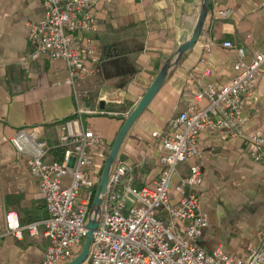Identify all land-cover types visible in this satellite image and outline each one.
I'll return each instance as SVG.
<instances>
[{"label":"crops","instance_id":"crops-1","mask_svg":"<svg viewBox=\"0 0 264 264\" xmlns=\"http://www.w3.org/2000/svg\"><path fill=\"white\" fill-rule=\"evenodd\" d=\"M201 5L202 0L101 2L88 35L97 47L98 61L85 62L83 75L73 87L67 83L63 61L30 58L26 26L41 19L42 1L0 0V232L5 231L8 212L17 215L22 227L37 224L36 235L24 231L20 239L11 235L0 239V264H40L47 247L44 199L26 158L11 143L13 135L33 129L53 145L63 122L76 118L80 127L92 129L111 147L162 65L183 38L191 37ZM225 8L232 11L229 19L213 16L215 9ZM227 41L231 48L223 47ZM263 49L264 0H209L195 46L170 68L162 88L120 147L116 161L131 167L133 187L151 188L160 175V140L152 134L170 132V121L193 105L203 108L207 102L196 103L194 94L207 82L216 87L226 84L234 75L240 51L242 61L248 63ZM205 64L211 70L208 78L202 76ZM77 109L83 111L79 118ZM241 111L243 133L264 138V65L252 91L244 96ZM196 146L199 155L177 165L171 180L173 188L188 178L190 166L199 167L200 185L185 192L199 198V213L207 227L192 244L208 253L221 247L227 254L244 257L260 245L264 233V165L250 157L251 145L216 130L199 132ZM59 157L58 150H51L46 160ZM93 157L101 164V157Z\"/></svg>","mask_w":264,"mask_h":264},{"label":"built area","instance_id":"built-area-1","mask_svg":"<svg viewBox=\"0 0 264 264\" xmlns=\"http://www.w3.org/2000/svg\"><path fill=\"white\" fill-rule=\"evenodd\" d=\"M41 1V19L26 26L32 45L30 58L47 56L63 61L67 83L74 87L75 80L83 75L85 62L98 61L97 47L88 35L94 30L100 3L107 0ZM231 15L230 8L213 12L220 20ZM223 47L232 45L227 41ZM239 55L234 75L226 84L216 87L207 82L194 94L196 103L207 102L203 108L193 105L170 121V132L152 134L160 140L161 148V172L153 187H133L131 167L122 161L114 163L84 264H264V233L260 245L244 257L227 254L221 247L208 253L192 244L207 227L206 218L199 213V198L185 192L200 185L198 166H190L188 178L171 188L177 165L199 155L196 137L204 129L223 132L230 139L251 145L250 157L264 165V138L243 133L241 111L244 96L252 91L254 78L264 65V49L248 63L242 61V51ZM210 74L205 64L202 76L208 78ZM82 113L77 109L78 118ZM61 131L53 145L33 129H20L11 138L16 153L26 158L29 173L38 180L45 203L42 224L47 247L40 264H66L78 254L106 159L107 147L102 138L92 129L80 127L79 119L65 120ZM51 150L59 151V159L46 160ZM94 155L103 159L101 164L94 162ZM173 193L176 196L172 197ZM24 231L36 235L37 224L22 227L14 212L6 213L0 239L6 235L20 239Z\"/></svg>","mask_w":264,"mask_h":264},{"label":"water","instance_id":"water-1","mask_svg":"<svg viewBox=\"0 0 264 264\" xmlns=\"http://www.w3.org/2000/svg\"><path fill=\"white\" fill-rule=\"evenodd\" d=\"M209 11V0H202L201 10L200 13L194 23L193 31L191 34V37L189 39H182L181 44L178 46L176 51L166 60V62L162 65L160 70L157 72L156 76L152 80L149 87L146 89L142 97L139 99L137 105L134 107V109L128 114V116L125 118L122 126L120 127L118 133L115 136V139L110 147L109 153L105 159L99 184L96 188L94 199L87 217V223H86V236L84 238L82 247L80 252L69 262L66 264H84L87 255H88V249L89 245L92 240V235L94 230L97 228V216L100 211V205L102 203V195L104 194L106 190V185L109 179V174L111 171L112 166L117 160L118 153L120 150V147L129 132L130 128L133 126L135 121L139 118V116L144 112V110L148 107L150 102L153 100V98L158 94L160 89L162 88L164 82L166 81L170 68L177 65L179 59L188 51H190L196 44L197 39L199 37V34L201 32L202 26L204 24V21L206 19V16ZM175 57V60L173 58Z\"/></svg>","mask_w":264,"mask_h":264},{"label":"trees","instance_id":"trees-1","mask_svg":"<svg viewBox=\"0 0 264 264\" xmlns=\"http://www.w3.org/2000/svg\"><path fill=\"white\" fill-rule=\"evenodd\" d=\"M110 147L107 148L106 152H105V157H107L108 153H109Z\"/></svg>","mask_w":264,"mask_h":264},{"label":"rangeland","instance_id":"rangeland-1","mask_svg":"<svg viewBox=\"0 0 264 264\" xmlns=\"http://www.w3.org/2000/svg\"><path fill=\"white\" fill-rule=\"evenodd\" d=\"M77 95V94H76ZM81 192H82V190H81ZM82 244H83V241H82ZM81 250V249H80ZM80 250H78V253L80 252Z\"/></svg>","mask_w":264,"mask_h":264}]
</instances>
